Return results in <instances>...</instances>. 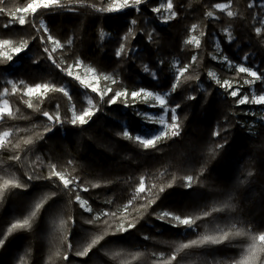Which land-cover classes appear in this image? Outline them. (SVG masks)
<instances>
[{"label": "trees", "instance_id": "16d2710c", "mask_svg": "<svg viewBox=\"0 0 264 264\" xmlns=\"http://www.w3.org/2000/svg\"><path fill=\"white\" fill-rule=\"evenodd\" d=\"M258 1L172 0L176 17L164 23L152 11L159 0H145L136 8L119 12H99L88 6L104 7L108 0H84V6L41 9L34 18L29 16L25 25L14 22L8 28L3 25L10 17L0 14V39L12 40L14 45L28 40V47L11 61L0 57V92L9 89L10 94L3 98L15 114L14 118L0 121V133L12 132L8 138L11 143L0 148V183L15 179L22 185L5 190L0 197V239H4L0 264H162L173 254L176 260L172 264H236L243 259L251 235L264 233V124H256L252 131L242 124L245 105H238L225 94L208 79V73L215 69L221 77H242L214 60L217 38L226 56L235 61L247 58L264 76V0H260L262 5ZM28 2L5 0L0 7L14 11ZM229 2V10L236 13L234 17L213 8L216 3ZM253 2L254 6L248 7ZM208 11H213L214 16L207 17ZM133 20L135 24L131 23ZM193 24L198 26L196 30L191 29ZM256 27L262 29L260 35L255 33ZM225 31L231 35L230 41L226 40ZM192 33L201 41L199 48L185 43ZM47 34L64 45L52 54L62 68L80 60L116 80L110 84L113 91L103 100L98 101L93 95L96 111L85 125L70 122V102L80 106L83 89L48 59L44 48L51 51L52 44L40 39ZM122 44L125 51L117 56ZM194 55L197 60L192 63ZM171 59H177L181 67L190 65L168 100L173 107L179 105V135L158 142L156 148L144 149L122 135L124 121L130 132L135 126L131 104L125 106L128 99L119 98L115 104L108 100L118 89L131 91L140 85L154 90L169 87L173 81L167 70ZM145 66L157 69L158 79L143 75L147 74ZM8 81H23L26 86H67L71 100L59 92L30 98L22 92L13 95ZM262 83L259 90L264 91V80ZM25 101L34 107L29 108ZM44 111L58 112L61 122L49 121L43 116ZM47 127L52 130L46 132ZM29 137L33 143L26 145L24 140ZM16 143L19 148H13ZM12 156L20 159H10ZM52 165L88 189L79 194L92 212L75 202V191L69 193L57 178H47ZM189 175L193 176L190 188L184 179ZM141 177L151 190L139 194L128 213H121L133 198ZM169 183L171 187L167 186ZM97 184L99 187H94ZM160 187H164L163 192ZM148 198L155 203L140 208ZM37 203H42V207L31 227L9 234L11 224L27 217ZM213 207L222 210L212 212ZM204 211L211 215L197 220L191 228L175 226L170 218H158L162 212L194 217L202 216ZM104 212L118 215L87 222ZM121 218H125V226L129 221L135 222V228L117 232ZM240 229L249 235L176 253L179 243L198 240L203 235L219 237L221 230ZM105 230L109 234L87 256L75 254ZM113 253L120 255L114 258ZM65 255L67 260L63 259ZM257 255L264 260V253ZM248 264L256 261L250 259Z\"/></svg>", "mask_w": 264, "mask_h": 264}, {"label": "snow or ice", "instance_id": "6c2138e0", "mask_svg": "<svg viewBox=\"0 0 264 264\" xmlns=\"http://www.w3.org/2000/svg\"><path fill=\"white\" fill-rule=\"evenodd\" d=\"M5 0H0V5H3ZM145 0H108V2L105 4L104 7H97L95 4L88 5L89 7L95 9L96 11L99 12H119L123 9L126 8H136L138 5H141L144 3ZM73 4H79L81 6H84V0H30L25 6L23 7H16L15 10L8 9L6 7H0V14H5L10 17L8 23L4 24V28H8L12 23L18 22L19 25L23 26L26 23H28V17H35L37 12L41 9L44 10H49L52 8H64L69 5ZM254 2L250 3L248 7H253ZM231 7L230 2L229 3H216L213 5V8L218 10L219 12L226 13L228 17H234L236 16V13L229 10ZM173 9V3L172 0H167L166 4H161L158 7H155L152 9L153 12L155 13H161L166 12L167 15L164 17V22H167L168 20L174 19L176 17V12L172 11ZM71 10V9H70ZM207 17L211 18L214 16L213 11H208L205 14ZM132 24H135L136 21L133 20L131 22ZM264 23V21H262ZM35 26V25H33ZM41 27H43V22H41ZM198 26L196 24H193L191 26L192 30H196ZM39 31V29H37ZM45 33H47V29L44 28ZM129 33H131V29H129ZM255 33L257 35H260L262 33V29L260 27L255 28ZM200 35H204V33L201 32ZM35 39V37H33ZM41 42H48L53 45L51 48V51H49V48L45 47L44 51L48 53V59L52 61L53 64L57 68H59L61 71L65 72L69 77H73L76 81H78L82 86L86 88H90L92 92L97 93L100 97L101 100H103L104 96H106L109 92H112L113 90L109 88L105 89H100L98 86V81L100 79V76L95 75V69L93 68H88L87 71L89 73H93V81H96V83L89 82L88 80L82 78L80 75H73L72 68L73 67H79L80 66V61L77 60L75 65H68L67 68H62L61 64L57 63V61L53 57V53H55L58 49H63L64 45L61 44L59 40H56L52 35L47 34L45 36H40ZM127 39V36L125 37ZM149 39H151V36H149ZM229 39H231V35L229 34ZM69 44H71V40L68 41ZM186 44L193 45L196 48H199L201 45V41L197 36H190L186 41ZM14 42L9 39H0V57H3L7 61H11L13 59L14 54H19L23 52L27 47H28V40L22 39L18 45L13 46ZM125 51V46L122 44L121 47L118 49L116 52L117 56H121ZM197 60V57L194 55L192 57V63H195ZM225 60L227 58L225 57ZM231 64V62H228ZM190 65H185L181 68L178 69V75L175 77L176 83L172 85V90L175 91L176 87H178L181 77L185 75L186 72H188ZM145 71H148L147 66H145ZM236 71L238 73H246L249 77H252V80H245L244 82L246 84H252L255 83L257 80H264V76H261L258 74L257 71H253L248 67L244 66H237ZM208 75L210 77H213L216 79V83L219 84L221 87H224L226 89H230L233 87L232 83L228 80H224L221 82L219 79L216 78L215 73L209 72ZM187 79H192L191 76L186 77ZM104 80H111L112 83H116V80L110 76L104 75L103 76ZM9 84H11V94H17L18 92H22L23 95L25 96H45L49 92H59L63 93L64 96L68 97L69 100H71V96L69 95V92L64 88V87H57L55 84L51 83H43V84H36L34 86H26L24 85L23 81H20L19 83L13 82V81H8ZM23 86V87H21ZM240 93V89L237 87L234 90L230 92V95L232 97H237ZM9 89L4 88L2 92H0V121L4 120L5 117L9 118H14L15 114L13 112L12 107L9 104V101L7 99H4L3 97L9 95ZM121 97L128 98L131 97L133 100L136 98H143L147 100L148 98H152L155 101H158L160 106L162 108L166 109V98L164 95L158 94V93H153L150 91H146L144 89H140L138 91H132L129 93L127 90H122V91H116L114 95L109 97L108 102L111 104H115L117 100ZM192 97H190L191 99ZM27 103V106L29 108H33V104L30 101H25ZM238 104L244 105L247 103L255 104V105H264V93L259 94V95H252L251 98L249 95H243L240 96V98L237 101ZM88 104L91 106L92 105V100H88ZM59 107V106H57ZM179 107V105H176V107L171 109V120L172 123L168 124L166 123L165 119L163 117L159 118V124L163 126L162 130L155 134L151 138H142L141 136H135L133 137L129 131L125 130L123 131L122 135L125 138L128 139H134L136 142H138L144 149H149V148H156L158 142L168 139L170 137H174L179 135V124L177 123L178 117L176 116V109ZM36 110H39L38 108ZM167 110V109H166ZM73 115L70 120V122L73 125L79 124V125H85L88 123V121L91 119V117L94 115V112L92 110V107H88L83 109L81 112L77 113L75 110V107L71 109ZM43 116L46 117L49 121L51 122H61L59 113L57 112L56 114H50L47 111H44ZM150 119V118H149ZM51 127H47L45 131H51ZM19 131V130H17ZM12 135L11 131H3L0 133V148H5L11 141L8 139ZM214 135H219V133H214ZM42 138V136L40 137ZM24 143L31 144L33 143V140L31 137L27 138L24 140ZM20 144L16 143L13 145V148H19ZM217 147H220L219 145ZM10 159L13 160H19V156H12ZM71 163V162H69ZM53 177L57 178L59 182L63 185V188L65 191L71 193L73 191L76 192L75 194V202L79 204V206L84 209L85 211L92 212L91 207L88 205V202L86 200H83L82 197L79 194V191H88L87 188H84L82 186L78 185V182L74 181L73 179L67 178L65 173L57 171L56 166L52 165L51 166V171L49 173V176L47 177L48 179H52ZM29 179H32V177H29ZM186 181V187H191V182L193 181V176L189 175L186 176L185 178ZM168 187H171V184L169 183L167 185ZM11 187H22V185L15 179H4L2 183H0V197L4 195V191L11 188ZM94 187H99V185H94ZM152 187H155V185H152ZM79 188V190H77ZM150 188H146V185L144 183L143 177L140 179V183L135 191V194L131 200H129L128 204L124 205L123 208L120 210L121 213H128L129 208L132 206L133 201L140 198L139 194L145 193L146 191H150ZM160 192L164 191V187H160L159 189ZM53 196H55V193H52ZM108 203H111V201H108ZM155 203L154 199H147V203L140 205V208H147L151 207L152 204ZM42 207V203H37L35 204L34 210L30 212V214L25 217L22 220H17L16 222L12 223L11 226L7 229V232L11 234L14 230L17 229H25V228H30L31 227V221L33 218L37 216V213ZM222 209L213 207L212 212H219ZM136 211H139V209H136ZM111 215L113 217H116L118 215L117 212H104V213H99L96 214L92 220L87 221L88 223H95L97 220H100L101 216H108ZM211 215L210 212L204 211L202 213V216H180L176 215L174 213H169V212H162L159 215V219H165V218H170L171 220L176 222L175 226H185L188 228H191L196 225V221L202 219L203 217H207ZM64 221H61V226L64 225ZM104 224L108 225L110 228L111 225L108 224V221L105 220ZM136 224L135 222H127V226H125V218H121L120 223L118 224L116 231L117 232H127L132 228H135ZM109 234L106 230L103 235H95L91 238L90 243H88L85 247H83L82 250L77 251L75 254L77 256H87L88 253L91 251V249L97 245L103 238L104 235ZM114 234V233H113ZM249 233L243 229L240 230H235L233 232L229 231H223L221 230V235L219 237L212 236V235H203L200 237L198 240H191L187 243H179L176 246V253H179L185 249L192 248L193 246H199V245H204V244H220L225 240H230L233 237H240V236H248ZM251 243L248 245V248L246 250L247 254L243 257L241 261H237L236 264H248V261L254 260L256 261V264H264V260L260 258L259 255H257V252L264 253V233L259 234L258 236L256 235H251L250 237ZM4 243V239H0V245ZM71 244H68V249L71 250ZM59 255V253H57ZM120 253H113L114 258L119 257ZM137 256L139 254H136ZM162 255V254H161ZM64 260L68 259V256L65 255L63 257ZM176 260V255L173 254L168 258L167 260H163L162 264H172L173 261Z\"/></svg>", "mask_w": 264, "mask_h": 264}, {"label": "rangeland", "instance_id": "374dc122", "mask_svg": "<svg viewBox=\"0 0 264 264\" xmlns=\"http://www.w3.org/2000/svg\"><path fill=\"white\" fill-rule=\"evenodd\" d=\"M166 3H167V0H159V3L156 7L160 6L161 4H166ZM257 3L259 5H262V2L260 0ZM155 14H156L157 18L159 19V21L164 23V17L167 15V13L162 11L161 13H155ZM44 26H45V24L43 22V27ZM225 33H226V40L230 41L229 33L227 31H225ZM193 35L198 37V35H196L195 33H192L190 36H193ZM13 46H16V45L13 44ZM52 47H53V45H52ZM214 48H215V52L213 54L214 60L216 62H218L226 70H229V71L235 70L236 71L237 66H244V67L250 68L253 71L258 72L257 68L255 66L251 65L248 62L247 58L243 57L240 61H235V60H232L231 58H229L228 56H226V54H224L222 52L221 45L219 43V40H217V38L215 39ZM17 55L18 54H14L13 58ZM225 57L227 58V60H225ZM229 61L231 62V64L228 63ZM75 64H76V62L72 63L71 65H75ZM88 68L95 69L91 65L81 62L79 67H73L72 68L73 75L75 76L78 74L82 78L88 80L89 82L96 83V81H93V75L94 74L89 73L87 71ZM179 68H181V66L179 65L178 60L177 59H171L168 66H167V70H168L169 74L171 75L170 77H171V79H173V81L171 82V85L167 88H164L162 90H154V89H150L147 87H143V85H140L139 87L132 89L131 91L127 90L129 93H131L132 91H138L140 89H144L146 91H150L153 93H158V94L164 95L166 98V101H167V104H166L167 110L165 108H162L160 106L159 102L153 100L152 98H148L147 100H145L143 98H136L135 100H133L131 97H128V98L121 97L122 100L128 99L125 103V106H127L128 104H131V110L135 114V126H134V130L132 132L129 131V128H128L126 122L125 121L123 122V124L125 125V130L129 131V133L131 135H133V137L141 136L142 138H151L155 134L159 133L163 128V126L160 125L158 122L160 117H163L165 119L166 123H168V124L172 123L171 109L174 107L169 105L168 100L170 99L169 96L171 95V93L173 91L172 85L174 83H176L175 77H176V75H178V69ZM156 71H157V69H148V71L144 70V73H147V74H143V75H146L149 79L156 80V79H158ZM168 72H166V74H168ZM209 72L215 73L216 78L219 79L221 82H223L224 80H228L232 83L233 87L230 89H226L224 87H221L219 84H217L216 79H214L213 77H210L208 75V79L210 81H212L213 83L217 84L225 94H227L231 98L235 99L236 103H237L238 99L240 98V96L249 95V97L251 98L252 95H259V94L264 93L263 90H259V87H261L263 85L262 80H257V81H255V83H252V84H246L244 82L245 80H252L253 79L252 77H249L246 73H239V74H242V77L238 78V77H230V76L229 77H221L215 69H211ZM258 74H259V72H258ZM95 75L100 76V79L98 81V86L100 89H105V88L110 87V84L112 82H111V80L106 81L103 79V76L105 74H100L95 70ZM71 78L74 79L73 77H71ZM79 85L83 89L82 102H81L80 106H78V107H76L74 103L70 102V109H72L74 106L76 112L79 113L85 108L92 107L93 112H95L96 111V101L94 100L93 95L94 96L96 95L98 101H101L99 95L97 93L92 92L90 88H86V87L82 86L80 83H79ZM237 87L240 89V93L237 97H232L230 95V92ZM64 88L68 92H70V87L64 86ZM122 90H126V89H118L117 91H122ZM36 96H39V95H36ZM32 97H34V96H32ZM89 99L92 100L91 106L88 104ZM238 105H240V104H238ZM244 105H245V108L242 111L243 116L241 117L242 124H244L251 131L254 130L256 124H258V123L264 124V105H255V104H251V103H247ZM71 113H72V111H71ZM72 115H73V113H72ZM77 190H79V188H77ZM83 200H85V199H83Z\"/></svg>", "mask_w": 264, "mask_h": 264}]
</instances>
